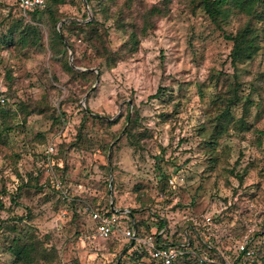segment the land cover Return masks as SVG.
<instances>
[{
    "label": "rangeland",
    "instance_id": "1",
    "mask_svg": "<svg viewBox=\"0 0 264 264\" xmlns=\"http://www.w3.org/2000/svg\"><path fill=\"white\" fill-rule=\"evenodd\" d=\"M160 4L137 0L126 12L141 40L134 53L122 48L126 30L106 21L107 44L123 55L109 68L101 57L104 40L81 41L62 28L71 19L93 20L84 0L59 6L57 30L66 40L69 36L75 52L67 40L70 48L63 53L56 40L58 56L49 45L55 27L45 15L25 18L17 0H0V38L27 23L41 31L36 45L17 43L0 51V93H8L10 108L0 117V191L6 207L0 211V264H12L9 246L15 236L48 250L50 264H149L146 257L142 262L123 257L132 246L126 245L129 239L117 238V231L114 239L99 238L90 216L57 202L46 181L45 153L52 142L67 183L73 192L82 183L90 205L140 209L139 217L155 220L163 215L179 239L184 229L210 217V240L226 262L236 259L235 246L248 234L255 251L250 263L264 264V23H257L254 58L234 67L227 35L243 18L219 28L190 0H172L169 12L154 16L142 36L141 13ZM99 18L104 21L102 14ZM67 60L85 74L68 72ZM158 92L165 96H155ZM235 93L239 100L222 122L224 131L217 143H208ZM119 226L124 230V220ZM208 259L223 264L214 252Z\"/></svg>",
    "mask_w": 264,
    "mask_h": 264
},
{
    "label": "trees",
    "instance_id": "2",
    "mask_svg": "<svg viewBox=\"0 0 264 264\" xmlns=\"http://www.w3.org/2000/svg\"><path fill=\"white\" fill-rule=\"evenodd\" d=\"M71 1L73 0H47L46 9L29 12L30 17L33 16L34 19H36L39 15H45L47 21L50 24H53V26L55 27V29H53L54 33L50 35L49 45L50 49L53 51V54L56 56L60 54L59 50L56 47L57 41L62 44L64 48L63 53L65 52L68 54V45L65 43L64 39L58 32L56 25L62 18L59 15V6ZM87 1L94 12L93 20L79 21L71 19L68 22L63 23L62 28L64 30L68 29L70 32L77 34L78 38L81 41H92L98 39L102 41L104 40L105 45L103 52H101V57L104 58L107 66L109 68H112L117 64L118 61L123 58V55L121 51L112 50L108 46V27L106 26V21L113 20V25H115L119 29L126 30V32L128 33V40L123 44L122 48H126L127 52L130 53H134L135 51H137L141 41L140 35L136 30L137 27L135 21H127L126 18V12H130L133 9L137 0ZM171 2L172 0H161L160 6L152 5L141 13L144 21L143 27L140 31V34L142 36L146 35L148 29L151 28V22L154 16L166 15L169 12V5L171 4ZM190 3H192L193 6L200 8L202 12L207 14L212 22L215 23L219 28H222L224 24H228L232 18H243L244 22L239 26V28L235 32L227 35V38L233 43L230 53L231 63L234 67H237L239 64H245L247 62H250L254 58L258 51V42L260 37V29L257 23H264V0H190ZM114 7H116L115 10H113ZM99 14H102V16H104V21L99 18ZM85 18L86 13L84 14L83 19ZM128 27L130 28L129 31H127ZM66 38L75 52L73 41L69 39V36H67ZM40 39L41 31L38 24L35 25L27 23L20 30L9 29L8 33L0 38V51H2V48H5V46L14 45L17 43L30 46L36 45L39 43ZM65 67L68 72H71L72 74H85L84 72H80L74 69L69 64L68 60L65 63ZM7 76L8 78H10L11 73L9 72ZM7 95L8 93H0V96H5V98H7L5 103L0 102V117H2L3 114H6V112L10 113ZM161 95L163 96L164 94L158 92L155 96L159 97ZM238 100L239 96L236 93L233 95V97L228 99V104L217 117L220 122L216 124L214 130L210 132V140L207 141L208 143H217V136H219L224 131L222 122L225 118L231 115V105ZM18 106L22 110L24 109L23 102H20ZM84 114L85 116L89 115L85 111ZM82 132L83 130L81 128L77 135L78 141L81 140V137H83ZM126 134L128 137L132 138L134 136L133 129H128L126 131ZM54 145V170L58 174V177L60 179L68 182V175L67 172H65V169L62 167V163L60 164L55 161V158L59 153V149L56 143H54ZM75 145L76 143L73 142L71 143L70 147H75ZM165 177L167 178L166 175ZM46 181H48L49 186H52L53 193L57 195V202L64 205H70L71 208L75 210L79 215H83L84 213L90 216V214H88L89 206L93 207V209L101 213H114L109 204L102 205L101 203H97L94 206L90 205L91 202H89L88 197L84 195L85 192L83 191V189L75 190L73 200H64L60 197L59 192L55 189L53 176L48 175ZM28 182L25 184L26 186H29ZM40 186L41 189H43L44 186L42 184ZM2 194L3 192L0 191V211L5 210L6 208L2 200ZM18 195L19 193L14 194L12 196L13 200H16V197ZM129 211V215L118 213V215L122 216V220H124L125 229H135L137 237L144 238L148 235H153L155 237V245L157 247H178L185 251V253L178 259H176L172 264H210L213 261H210L208 259V256H211L212 252H214L215 255L222 260L223 264L226 262L225 259H223L215 251V245H213V242L211 241L212 243L209 244L205 242L203 240V237L201 236L202 231L204 230L208 232L210 237L214 236L213 231L210 232L211 221L207 222V220L205 219L203 224H192L191 228H188L186 230L184 229L180 234L183 239H179L176 232L172 233L170 231L167 217L159 215L156 220L152 218L148 219L147 217H139V214H141L142 211L140 209L130 208ZM90 220L92 222V231L96 236H98L96 234V224L94 221H92L91 217ZM152 220L155 221L152 222ZM9 228L13 231H15L16 229L15 226ZM113 236L114 235L112 234L105 240L114 239ZM119 236L120 234H117L116 237L118 238ZM116 237L115 239H117ZM130 243L131 241H129L126 245L128 246ZM235 248L238 256L232 262L240 263L242 262L241 260L242 258H244V255L238 252V245L235 246ZM9 249L14 255L12 264H42V262L50 264V253L48 252V250L41 248L38 244H36L28 237L15 236L12 240V244L9 246ZM194 253L196 255L193 256ZM123 257H130L131 259H134L135 262L141 261L143 260L142 258L146 257L149 259V264H162L160 261L153 258L150 251L143 244L137 241H135V243L131 247H129Z\"/></svg>",
    "mask_w": 264,
    "mask_h": 264
},
{
    "label": "built area",
    "instance_id": "3",
    "mask_svg": "<svg viewBox=\"0 0 264 264\" xmlns=\"http://www.w3.org/2000/svg\"><path fill=\"white\" fill-rule=\"evenodd\" d=\"M20 10L23 12L25 18H29L31 11L36 10H44L47 8V0H17ZM1 59V56H0ZM7 98L5 96H0V102L5 103ZM55 152L54 143H50L46 149V158L47 163L45 165L46 173L54 178L55 189L59 192V195L62 199L71 201L74 198L75 192L72 191V186L68 184L66 181L60 179L58 174L54 170V160L53 154ZM52 156V159H51ZM170 184L173 185L174 181L171 179ZM83 184L78 183L75 186L74 190L83 189ZM89 214L92 221L96 224V234L104 239L109 238L114 232H118L123 237L129 239V241H135L143 244L151 253L153 258L160 261L162 264H172L176 259L182 256L185 251L178 247H157L155 245V237L153 235H148L147 237H137L135 229H125L119 226V223L122 222V216L118 215L117 212L113 214L101 213L93 209V207L89 206ZM124 215H129V213H120ZM207 222L211 221L210 217L206 218ZM203 240L209 244H211L210 236L208 232L202 231ZM251 238L247 234L238 242V252L244 255V259L248 260V262H226L225 264H251L250 261H253V257L255 255L254 249L251 247Z\"/></svg>",
    "mask_w": 264,
    "mask_h": 264
},
{
    "label": "water",
    "instance_id": "4",
    "mask_svg": "<svg viewBox=\"0 0 264 264\" xmlns=\"http://www.w3.org/2000/svg\"><path fill=\"white\" fill-rule=\"evenodd\" d=\"M84 3L87 5V7L89 6L88 4V1L87 0H84ZM60 35L62 36V38L64 39L65 43L68 45V42L67 40L64 38V35L62 34L61 31H59ZM68 47L70 48V46L68 45ZM78 68V67H76ZM78 69H81V68H78ZM81 70H84V71H96V69H91V68H88V69H81ZM100 75L98 74V79H99ZM85 101V100H84ZM87 111H89L88 109H86ZM111 209L113 212H117V213H129L130 214V211L128 209H119V208H116L114 206L113 203H111L110 205ZM131 245H133V241L131 242Z\"/></svg>",
    "mask_w": 264,
    "mask_h": 264
}]
</instances>
